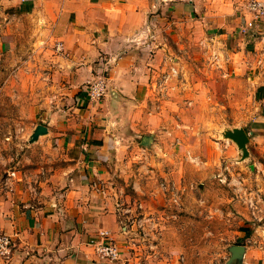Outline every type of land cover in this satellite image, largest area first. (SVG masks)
I'll return each instance as SVG.
<instances>
[{"label":"crops","instance_id":"crops-1","mask_svg":"<svg viewBox=\"0 0 264 264\" xmlns=\"http://www.w3.org/2000/svg\"><path fill=\"white\" fill-rule=\"evenodd\" d=\"M247 3L0 0V46L7 48L4 61L16 64L25 57L23 71L41 76L43 90L48 79L39 106L45 110L36 115V127L43 125L48 133L39 142L55 145L66 161L42 177L37 194L18 192L8 214H0V232L15 237L10 264H45L35 251H53L58 260L64 246L74 249L64 264H104L91 242H101L103 232L117 244L126 242L131 229L121 225L117 213L121 200L113 180L135 175L131 181L136 191L149 192L139 183L138 170L124 169L136 150H129L126 143L139 137L143 142L146 131L160 121L163 111L152 101V86H157L160 73L173 62L176 67L185 64L186 77L190 74L186 59L193 45L202 51L209 46L219 51L217 59L224 71L217 81L226 83V90L237 93L239 86L247 85L245 80L252 89H264V17L245 30V21L252 19ZM58 43L63 45L61 52L55 49ZM101 78L107 80L106 96L91 99L90 84ZM201 83L202 90L196 92L190 81L183 84V91L176 84L173 94L195 101L207 97L209 85ZM254 136L251 133L250 142ZM161 173L165 178L181 175L174 169ZM176 182L177 187L182 183L189 189L181 176ZM206 191V185L199 190L202 195ZM126 256L125 261L138 264Z\"/></svg>","mask_w":264,"mask_h":264},{"label":"rangeland","instance_id":"rangeland-1","mask_svg":"<svg viewBox=\"0 0 264 264\" xmlns=\"http://www.w3.org/2000/svg\"><path fill=\"white\" fill-rule=\"evenodd\" d=\"M1 47L0 214L5 215L18 192L37 194L42 177L66 161L57 154L55 145L40 144L46 135L31 142L39 122L36 115L45 110L39 106L45 100L48 79L43 90L41 76H29L23 71L25 57L16 64L6 58L4 61L7 48ZM25 49L20 50L25 53ZM218 53L213 47L202 51L193 45L191 57L186 59L190 74L185 77V64L176 67L171 62L155 80L152 101L163 112L160 124L146 131V136L158 142L145 146L140 137L127 142L129 150H136L124 168L129 172L138 170L139 183L149 192L140 188L136 191L131 181L135 175L129 180L114 176L121 210H132L120 218L121 225L131 230L126 242H115L122 250L121 258L100 259L104 264H130L125 254L138 264H264V89H252L245 80L247 85L239 86L237 93L226 90V83L217 81L218 73L224 71ZM189 81L193 92L202 90L201 82L206 81L208 96L195 101L173 94L172 86L177 84L183 91V84ZM235 127L244 129L249 139L251 133L256 134L244 160L237 145L224 137ZM168 169L181 173V181L185 179L189 189L182 183L177 187L180 176L163 177L161 171L166 174ZM170 180L179 194L178 206L170 202L169 193L162 187ZM204 185L208 191L202 195L199 190ZM143 218L146 222H138ZM236 246L245 249L242 258H233ZM64 247L58 260L53 251L35 253L45 264H64L74 255V249ZM10 260H0V264H10Z\"/></svg>","mask_w":264,"mask_h":264},{"label":"built area","instance_id":"built-area-1","mask_svg":"<svg viewBox=\"0 0 264 264\" xmlns=\"http://www.w3.org/2000/svg\"><path fill=\"white\" fill-rule=\"evenodd\" d=\"M247 11L249 14L252 15V19L247 21L245 30L253 29L256 25V22L258 19L264 17V0H248L247 3ZM246 32V31H244ZM264 41V36H263ZM56 51L61 52L63 50V45L61 43H58L55 47ZM2 57L0 56V66H1ZM91 83V82H90ZM106 86H107V80L104 78L98 79L97 81H94L90 84V92L89 96L91 99L100 100L106 93ZM164 191L169 193V200L171 203H173L175 206L179 205V194L176 192L177 188L175 185L172 184V182H167L164 186H162ZM142 208V205L140 204V209ZM132 210L130 208H123L121 210V205H118L117 213L120 215V218L123 215H128L131 213ZM152 220V219H148ZM147 220V221H148ZM146 222V218H143L142 220L138 221ZM136 220H133L134 224ZM130 227V226H126ZM102 241L97 243L95 241H92L91 244L95 247V251L100 259L103 260H110V261H117L121 258L122 250L119 248V246L109 238V234L107 232H103L102 234ZM16 247L15 237L12 235H7L4 233H0V260L2 262H8L12 258L13 249Z\"/></svg>","mask_w":264,"mask_h":264},{"label":"water","instance_id":"water-1","mask_svg":"<svg viewBox=\"0 0 264 264\" xmlns=\"http://www.w3.org/2000/svg\"><path fill=\"white\" fill-rule=\"evenodd\" d=\"M48 133V129L43 125H38L32 136L31 142L37 141L41 136L46 135ZM224 137L232 140L238 147V149L242 152V159H246L249 156L248 144L250 142L249 134L242 128H234L231 131H226L224 133ZM153 143V138L151 136H146L143 139L142 144L145 146H149ZM235 256L233 258H242L244 254V248L240 246H236L233 248Z\"/></svg>","mask_w":264,"mask_h":264}]
</instances>
